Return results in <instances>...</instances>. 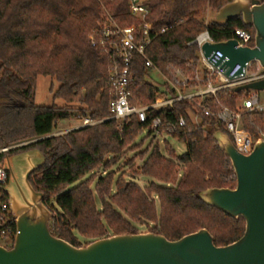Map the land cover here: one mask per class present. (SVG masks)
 <instances>
[{"label":"trees","instance_id":"16d2710c","mask_svg":"<svg viewBox=\"0 0 264 264\" xmlns=\"http://www.w3.org/2000/svg\"><path fill=\"white\" fill-rule=\"evenodd\" d=\"M231 1L147 0V20L154 36L146 50L148 57L167 74L173 66L190 70V63L198 62L199 47L189 42L205 29L221 41L233 38L235 29L241 27L252 33L253 44L255 29L241 16L223 25L206 19L208 11L216 13ZM128 2L0 0V147L33 140L2 154L1 161L4 164L7 155L32 148L41 150L45 162L32 172L30 181L44 192V202L53 212L52 234L76 246H83L82 237L95 240L139 233L140 225L170 240L207 228L217 246L228 245L244 234L245 219L231 216L200 196L210 187L237 185L232 162L214 137L218 129L227 132L216 118L181 100L150 110L146 122L136 115L122 125L107 119L114 98L109 78L116 55L93 44L90 35L100 38L111 20L123 27L139 25ZM163 27L168 29L161 33ZM131 69L133 104H148L166 94L164 83L159 86L149 81L154 70L146 66L143 56L135 53ZM39 76L59 83L50 105L36 102ZM246 85L220 90L218 101L237 108ZM58 98L64 102L57 103ZM206 105L217 110L215 99ZM75 112L82 119L101 121L50 136L60 120ZM155 116L165 123L185 116L186 126L170 136L186 143V153L178 156L166 138L162 142L152 138L139 150L153 135ZM241 124L254 140L259 139L264 134V111L245 112ZM145 130L146 136L137 142ZM132 150L139 152L128 161L131 176L118 175L113 166ZM137 159L142 162L138 168ZM99 168L103 174L98 177ZM138 175L151 181L140 185L134 179ZM5 186L0 184V207L10 201Z\"/></svg>","mask_w":264,"mask_h":264},{"label":"water","instance_id":"95a60500","mask_svg":"<svg viewBox=\"0 0 264 264\" xmlns=\"http://www.w3.org/2000/svg\"><path fill=\"white\" fill-rule=\"evenodd\" d=\"M239 16L255 29L253 46L238 47L234 38L202 46L207 57L216 51L222 53L227 74L236 64L244 66L253 60L264 67V0H232L216 12L215 20L223 25ZM242 88L262 90L264 79ZM214 137L232 162L237 185L210 187L200 196L231 216L245 219V232L238 240L217 246L212 233L201 228L176 240L148 231L113 234L76 246L51 232L53 212L44 202V192L30 181L45 156L33 148L7 155L4 163L10 172L4 190L9 194L18 232L12 246L0 244V264H264V138L256 140L251 152L243 153L227 132L218 129Z\"/></svg>","mask_w":264,"mask_h":264},{"label":"built area","instance_id":"2783aa9c","mask_svg":"<svg viewBox=\"0 0 264 264\" xmlns=\"http://www.w3.org/2000/svg\"><path fill=\"white\" fill-rule=\"evenodd\" d=\"M147 0H129V11L140 20V24L121 26L115 20H111L103 28L102 35L97 38L95 34L90 35L93 44L99 45L107 51L113 50L115 59L113 69L109 78V85L114 95L110 103L111 115L107 119H116L120 125L129 121L136 115L141 122L149 119L150 110H161L173 105L177 101H190L194 108L204 110L206 115L214 116L216 120L227 130L237 149L243 153H249L256 142L241 124L242 115L245 112L264 111V101L261 100L257 89L245 88L242 90V97L237 108L220 103L217 94L225 88L250 84L264 79V67L258 60L248 61L244 66L236 64L229 74L222 67V53L216 51L210 56H206L202 46L206 42H215L208 29L200 32L189 44L196 43L199 47L198 62L190 63V70H183L173 66L169 74L163 72L155 62L148 57L147 47L151 44L154 36L151 34V24L147 20L149 9L146 6ZM163 27L160 32L167 30ZM238 47L253 46V35L244 28H236L234 37ZM135 53L145 58L148 68L153 69L163 78L166 85V94H159L155 101L148 104L136 105L131 102V83L135 76L132 71V61ZM242 68V72L239 70ZM254 90V91H251ZM209 99L216 100L217 110L213 111L206 102ZM194 120L198 123L199 116L195 115ZM101 120H94L90 117L83 118L80 126L93 125ZM185 116L178 117L175 121L164 122L160 116H155L151 120L153 137L164 140V135H172L186 126ZM264 138V134L262 137ZM33 140L22 141L0 147V184L7 185L10 179V172L1 161V155L8 151L28 144ZM0 214V239L15 238L18 229L16 217L9 203H1ZM13 218L15 227L13 226ZM1 245L7 246L4 243Z\"/></svg>","mask_w":264,"mask_h":264},{"label":"rangeland","instance_id":"374dc122","mask_svg":"<svg viewBox=\"0 0 264 264\" xmlns=\"http://www.w3.org/2000/svg\"><path fill=\"white\" fill-rule=\"evenodd\" d=\"M215 16H216V13L213 12V11H208L206 13V19L207 20L215 19ZM149 81L161 86L162 83H163V78L156 71H153L151 77H149ZM58 85H59V83L57 82V80L52 78V77L39 76L38 82H37L36 94H35L36 102L38 104H43V105H50V104L54 103L55 102L54 93H55ZM251 91H254V90H251ZM257 92L259 93V95L261 97V100L264 101V89L257 90ZM56 102L60 104V103H63L64 101L58 98V99H56ZM75 113H73L71 116H69L66 119L60 120L57 123L56 128H55V130H54V132L52 134H56V135L57 134H62V133H65L67 131L73 130L74 128L80 127L83 124V119L80 118L77 115V113L76 114ZM146 133H147L146 130L143 131L140 134V136L138 137L137 142H139L141 139H143L146 136ZM152 138L154 140H157V138L155 136L154 137L150 136L149 138L145 139V141L143 143V146H142V149H139V150H143V148H145V146L150 142V140ZM163 138H166L170 142V144L173 146V148L175 149V151H176L178 156H181V155H183L184 153L187 152L186 143L181 142V141L173 138L170 135H164ZM162 141L163 140H161V142ZM161 145L163 146V144H161ZM137 150L128 151L113 166V170L116 171V173L118 175L120 173H122V172H126L127 175L131 176L132 169L130 168V164H128V161L133 157V155H135V154H137V152H139ZM25 151H22V152H25ZM22 152L15 153L12 156L20 154ZM141 164H142V162L139 159H137L136 162H135L136 168H138V166H140ZM95 174L99 177L101 174H103V168H99L95 172ZM134 179L140 185L148 184L151 181V178L145 177V176H140V175L135 176ZM139 228H140L141 232H148V228L146 226H144V225H140ZM92 241H94V240L82 237V242L84 243L83 246L89 244ZM0 242L4 243L6 245H9V246L13 244L12 240H9V239H0Z\"/></svg>","mask_w":264,"mask_h":264}]
</instances>
